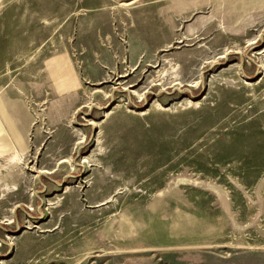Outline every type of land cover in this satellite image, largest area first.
I'll list each match as a JSON object with an SVG mask.
<instances>
[{
    "label": "rangeland",
    "instance_id": "374dc122",
    "mask_svg": "<svg viewBox=\"0 0 264 264\" xmlns=\"http://www.w3.org/2000/svg\"><path fill=\"white\" fill-rule=\"evenodd\" d=\"M0 264H264V0H0Z\"/></svg>",
    "mask_w": 264,
    "mask_h": 264
},
{
    "label": "bare ground",
    "instance_id": "6f19581e",
    "mask_svg": "<svg viewBox=\"0 0 264 264\" xmlns=\"http://www.w3.org/2000/svg\"><path fill=\"white\" fill-rule=\"evenodd\" d=\"M134 2H129V3H124L125 4V6H130L131 4H133ZM173 5H172V9H171V11L170 12H168V14H184V13H182V12H184L186 9H185V7H188V5L187 4H179V3H176V2H173L172 3ZM191 8V7H190ZM231 53V51L230 52H227L226 54H225V56H227L228 54H230Z\"/></svg>",
    "mask_w": 264,
    "mask_h": 264
}]
</instances>
